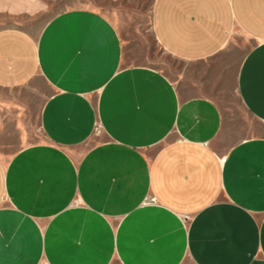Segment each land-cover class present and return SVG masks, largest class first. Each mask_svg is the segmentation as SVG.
I'll use <instances>...</instances> for the list:
<instances>
[{
	"label": "crops",
	"instance_id": "crops-1",
	"mask_svg": "<svg viewBox=\"0 0 264 264\" xmlns=\"http://www.w3.org/2000/svg\"><path fill=\"white\" fill-rule=\"evenodd\" d=\"M48 5L0 0V91L49 89L0 151V264H264V134L222 144L230 95L264 125V0H154L173 78L98 9L29 29Z\"/></svg>",
	"mask_w": 264,
	"mask_h": 264
},
{
	"label": "rangeland",
	"instance_id": "rangeland-1",
	"mask_svg": "<svg viewBox=\"0 0 264 264\" xmlns=\"http://www.w3.org/2000/svg\"><path fill=\"white\" fill-rule=\"evenodd\" d=\"M48 2L47 9L32 16L26 24L32 31L39 32L43 24L59 10L74 6H89L105 13L119 27L127 54L123 55L124 61L154 66L172 78L176 69L184 67L183 62L168 56L152 34L150 19L154 0H48ZM48 90L46 82L37 76L27 86L1 89V104L11 103V107L7 108L10 124L6 126L3 136H0L1 153L11 152L26 140L30 142L41 139L36 113ZM229 97L230 101L225 103L227 125L223 132L225 137L223 146L231 144L235 138L245 134H264V125L252 121L239 106L237 97L234 95ZM21 134L23 139L20 137Z\"/></svg>",
	"mask_w": 264,
	"mask_h": 264
}]
</instances>
